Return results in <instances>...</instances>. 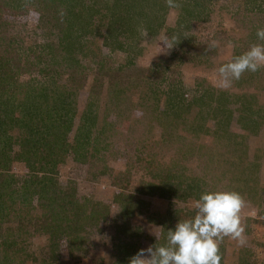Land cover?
<instances>
[{
  "label": "rangeland",
  "instance_id": "obj_1",
  "mask_svg": "<svg viewBox=\"0 0 264 264\" xmlns=\"http://www.w3.org/2000/svg\"><path fill=\"white\" fill-rule=\"evenodd\" d=\"M258 27L264 0H0V71L20 99L38 86L36 120L65 144L30 167L7 130L0 264H127L210 190L243 200L220 264H264V68L227 87L216 71ZM167 178L168 198L142 193Z\"/></svg>",
  "mask_w": 264,
  "mask_h": 264
},
{
  "label": "clouds",
  "instance_id": "obj_2",
  "mask_svg": "<svg viewBox=\"0 0 264 264\" xmlns=\"http://www.w3.org/2000/svg\"><path fill=\"white\" fill-rule=\"evenodd\" d=\"M172 3L173 0H169L170 6ZM256 37L264 41V27L257 28ZM215 46L214 42L212 47ZM261 68H264V43H254L216 71L227 87L243 73ZM242 206L243 200L235 191L202 192L195 202V215L179 220L174 229L167 230L166 244L156 243L140 249L130 258L129 264H220L219 242L224 237L242 241Z\"/></svg>",
  "mask_w": 264,
  "mask_h": 264
},
{
  "label": "trees",
  "instance_id": "obj_3",
  "mask_svg": "<svg viewBox=\"0 0 264 264\" xmlns=\"http://www.w3.org/2000/svg\"><path fill=\"white\" fill-rule=\"evenodd\" d=\"M58 5L59 2H56L48 5V8L57 7ZM61 7L63 6L61 5ZM185 19L186 18L180 20V23L184 22ZM67 21L69 20L67 19ZM61 30L66 34H69L70 31H67V29L65 28H61ZM69 44H71V41H69ZM8 68L9 65L7 68L4 67V69H1L2 71H0V96L6 95L4 99H0V114H3V118L0 119V138L2 139V141H0V148L2 151V155L0 154V158L3 156L5 160L7 157H9L8 152H10L13 146V136L8 135L7 132L10 128L16 129L19 131L22 139H19V149L15 153L16 155L13 156V159L25 161L30 167H32V162H34L32 156L38 154L40 155V158L41 156L42 158H46L55 153L56 145L64 147L65 144H62L64 141L61 142V135L58 136L55 131L51 132L50 130H48V128L46 132V130L43 128L44 126H42L39 121L36 120L38 113H35V111L38 109L35 108L34 111L33 107H37V105H35L34 103V99L37 95L38 86L36 87L27 85V87L30 89V92L27 93V99H20L21 97H19L20 95L18 94L20 93L19 89H21L20 87L22 84L18 81V79H12L4 74L8 71ZM40 89L43 88L41 87ZM32 91H34L35 93L32 94ZM42 93L46 94V92L44 91H42ZM40 115H42V113H39V116ZM62 122L63 120L61 119L59 124L56 123V126L58 128H61ZM44 152L47 153L43 154ZM53 163H55V161ZM35 168L36 167H33L34 170ZM141 186H143L144 188L142 190V193L157 194L159 197L168 198L170 195V190L173 188L174 183L171 182L169 178H167L160 179L158 182H143ZM54 192L56 193V191ZM63 192L65 193L66 190H63ZM188 195H192V193H188Z\"/></svg>",
  "mask_w": 264,
  "mask_h": 264
}]
</instances>
